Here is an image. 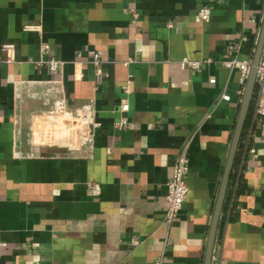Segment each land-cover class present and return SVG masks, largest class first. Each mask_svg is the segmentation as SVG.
Returning a JSON list of instances; mask_svg holds the SVG:
<instances>
[{"label": "crops", "instance_id": "crops-1", "mask_svg": "<svg viewBox=\"0 0 264 264\" xmlns=\"http://www.w3.org/2000/svg\"><path fill=\"white\" fill-rule=\"evenodd\" d=\"M263 17L264 0H0V264H203L246 82L221 62L252 60ZM257 97L211 264H264ZM183 153L188 194L168 223Z\"/></svg>", "mask_w": 264, "mask_h": 264}, {"label": "built area", "instance_id": "built-area-1", "mask_svg": "<svg viewBox=\"0 0 264 264\" xmlns=\"http://www.w3.org/2000/svg\"><path fill=\"white\" fill-rule=\"evenodd\" d=\"M210 9L208 7H202L197 12V17L202 22H206L210 18ZM14 46L12 44H4L2 46V51L5 53L7 61L9 62L12 59V52ZM49 50L48 45H43L41 47V53L43 55L47 54ZM89 58L94 65H97L100 62V53L98 51L92 50L89 52ZM40 64H44L50 72H56L59 67V62L53 58H49L46 61H41ZM181 65L188 67L191 70H198L201 62L182 60ZM221 65L227 70H238L243 82L246 81L249 69V61H239L236 58L229 60H224L221 62ZM214 79H210V83H214ZM256 84L258 87V97L255 104V114L256 116L264 120V60L260 61L256 74ZM221 100H226L227 95L222 94L220 97ZM128 110V105L124 104L120 107L121 112H126ZM126 119L122 118L117 123L118 128H123L126 126ZM188 172V158L186 153L180 154L176 159L170 176L166 182L167 194L166 202L167 209L165 213V221L170 223L176 216L179 214L182 205L185 201V198L188 194V187L185 182V177Z\"/></svg>", "mask_w": 264, "mask_h": 264}, {"label": "water", "instance_id": "water-1", "mask_svg": "<svg viewBox=\"0 0 264 264\" xmlns=\"http://www.w3.org/2000/svg\"><path fill=\"white\" fill-rule=\"evenodd\" d=\"M263 48H264V17L261 23L258 43L254 51L253 58L250 61L249 74L245 82L243 97H242V101L240 104V109H239V113H238V117H237V121L235 125V130H234L233 138H232L230 149H229L227 163H226V166L223 172L219 192H218L214 210H213V215H212V219H211V223L209 227L207 243H206L205 252H204L203 264H211L215 236H216L217 226H218V222H219L221 211H222V205L224 201L227 181L229 178V173L231 170V166L234 160L238 141L240 138L242 125H243L248 107L253 97V92H254V88L256 85L257 69L261 61Z\"/></svg>", "mask_w": 264, "mask_h": 264}, {"label": "trees", "instance_id": "trees-1", "mask_svg": "<svg viewBox=\"0 0 264 264\" xmlns=\"http://www.w3.org/2000/svg\"><path fill=\"white\" fill-rule=\"evenodd\" d=\"M257 92H258V87L255 86V88H254V96H255V97H256ZM232 177H233V176L230 175V178H232Z\"/></svg>", "mask_w": 264, "mask_h": 264}]
</instances>
